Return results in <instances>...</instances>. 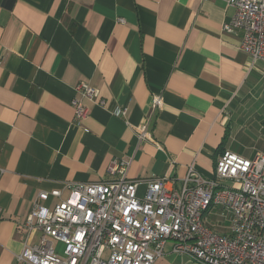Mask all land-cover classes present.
Wrapping results in <instances>:
<instances>
[{
    "label": "crops",
    "instance_id": "1",
    "mask_svg": "<svg viewBox=\"0 0 264 264\" xmlns=\"http://www.w3.org/2000/svg\"><path fill=\"white\" fill-rule=\"evenodd\" d=\"M234 14L225 0H0V264H18L42 192L57 204L71 183L118 181L123 160L127 181L180 190L191 165L214 178L225 151L264 155L263 66L225 31ZM172 248L155 264H197Z\"/></svg>",
    "mask_w": 264,
    "mask_h": 264
},
{
    "label": "built area",
    "instance_id": "2",
    "mask_svg": "<svg viewBox=\"0 0 264 264\" xmlns=\"http://www.w3.org/2000/svg\"><path fill=\"white\" fill-rule=\"evenodd\" d=\"M235 8L224 25L228 33H242L241 49L250 57V69L264 71V0H225ZM83 100L98 98L86 83L76 89ZM74 99L75 120L89 108ZM155 97L153 110L161 106ZM146 127L140 139L145 138ZM130 162H115L121 179L108 183H71L69 199L57 204L62 192H42L25 221L27 239L18 264H155L172 252L197 264H264V155L245 159L225 151L214 178H205L194 165L180 190L169 179L127 181ZM229 183V184H228ZM147 187L139 196V187ZM231 215L229 234L207 226V215ZM34 233L38 242H32ZM53 241L62 245L59 251Z\"/></svg>",
    "mask_w": 264,
    "mask_h": 264
},
{
    "label": "rangeland",
    "instance_id": "3",
    "mask_svg": "<svg viewBox=\"0 0 264 264\" xmlns=\"http://www.w3.org/2000/svg\"><path fill=\"white\" fill-rule=\"evenodd\" d=\"M260 141L262 142H259L256 144L259 146L258 148L264 149V135L263 134L261 135ZM230 222H231V215L215 214V215L209 216V218L206 219L207 226H211L212 228H214L220 234H223V235L229 233Z\"/></svg>",
    "mask_w": 264,
    "mask_h": 264
}]
</instances>
